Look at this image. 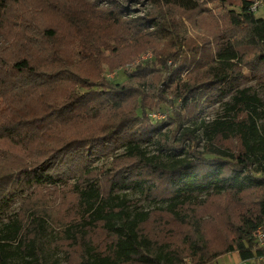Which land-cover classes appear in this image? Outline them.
Here are the masks:
<instances>
[{
  "label": "trees",
  "instance_id": "trees-1",
  "mask_svg": "<svg viewBox=\"0 0 264 264\" xmlns=\"http://www.w3.org/2000/svg\"><path fill=\"white\" fill-rule=\"evenodd\" d=\"M207 1L226 10L220 25L204 0H146V14L134 17L88 5L67 18L78 32L58 40L39 10L67 17L61 7L0 0V264H60L58 253L66 264H183L185 254L193 264H212L231 252L243 262L264 259L253 237L264 223L262 102L238 88L242 66L264 78V17L250 11L249 0L237 11L229 9L233 0ZM103 18L120 30L111 42L99 34ZM188 25L200 34H189ZM81 28L86 34H77ZM126 45L153 50L155 60L135 65L122 82L104 78L105 62L110 72L120 65L104 53ZM156 73V92L148 94ZM228 95L225 114L202 125L198 150L195 130L183 121ZM148 96L171 104L166 122L149 121ZM165 123L173 124L167 157L148 155L142 144ZM118 149L100 178L95 158ZM51 187L66 199L61 216L49 207ZM130 187L161 205L138 210L136 199L115 193ZM247 194L256 196L255 209L238 215L230 241L210 247L198 210ZM16 198L13 217L1 223ZM158 214L186 226L183 243L146 231Z\"/></svg>",
  "mask_w": 264,
  "mask_h": 264
},
{
  "label": "rangeland",
  "instance_id": "rangeland-1",
  "mask_svg": "<svg viewBox=\"0 0 264 264\" xmlns=\"http://www.w3.org/2000/svg\"><path fill=\"white\" fill-rule=\"evenodd\" d=\"M32 0H28L30 2ZM206 1V7L209 11L212 12L214 19L220 25L222 22V15L224 8L219 7V5L215 2ZM241 0H233V5L229 7V9L238 10L240 7ZM251 3L255 2V0H249ZM50 2L57 7H61L64 12L67 13L66 16L59 17V15L44 10L45 7L41 6V10H39L42 24L51 25L56 28L57 34H59L58 40L67 39L68 34H76L78 30L76 28H72L71 24L67 22L68 16H72L76 14V10L78 7H96L100 12H104L105 9L110 8L109 6H117L121 8L122 14L126 17H134V16H143L147 12V3L146 0H50ZM13 6H10L12 8ZM17 7V6H15ZM91 8V7H89ZM78 11V10H77ZM257 17H264V0L259 1L258 6L255 11H253ZM14 15V8L11 17ZM205 24H207V19L203 20ZM101 24L103 27L99 29V34H105V41L111 42V40L117 36L119 33V28L115 25H112L110 21H107L105 18L102 19ZM94 25H99L98 20H95ZM82 32L77 34H86V31L81 28ZM189 34H200L198 30H194L188 25ZM248 52H250L248 50ZM106 57V61L108 59H112L113 62L118 61L120 65L115 72H110L108 66L105 62L103 64L102 69L104 70L103 77L108 80H112L114 82H122L126 79L128 72L137 64L145 63L148 61L155 60V53L151 49H140L139 46H131L126 45L124 50L119 51V53H115L112 51H106L104 53ZM174 65V61L169 59L168 64ZM88 66H92L89 64ZM240 71L243 72L244 77L240 84L238 85L239 89L248 88L250 92L255 93L257 97L261 100L262 106L260 108L261 118L258 120L259 127L264 135V78H257L251 74V71L248 66H242ZM159 73H156L152 80H149V85L145 87V90L148 94H153L156 91V85L152 82L158 76ZM186 75L184 73L183 77ZM162 77V76H161ZM162 81V80H161ZM161 85L163 88L166 86V82L162 81ZM230 96L228 95L222 101L207 104L203 106L201 110L194 113L193 116L189 117L188 120L183 121L182 127H187L195 130V134L198 142V150L202 149V146L205 142L203 136V127L204 123L210 122L218 117H221L225 114V106L227 102L230 101ZM167 99H172V95L167 94ZM147 106H150V110H148L149 121L152 124H158L161 122H166L168 117L173 114L171 104L168 102H162L157 105L156 97L148 98L144 101ZM179 101H175L174 105H178ZM153 107V108H152ZM173 129L172 123H165L161 127V129L156 133L152 139V142H147L142 144V148L146 150L148 155H160L162 158H166L169 152V147L167 145V138L171 134ZM232 144L236 147L237 142L234 140ZM183 150H186V146ZM123 149L113 150L109 154L105 156H98L95 158L92 166L100 169V178L104 179V174L107 172V167L111 166V162L114 160L116 155L123 153ZM257 175V174H256ZM35 188V185L23 191L22 194H27ZM62 189H54L51 187L49 192H47V199L50 202L49 207L55 210V213L59 216L63 215V207L66 199L61 195ZM116 194L120 196H125L130 199H136L137 209L138 210H148L154 208L156 206L161 205L160 203H155L153 201L148 200L143 193H141L138 189L128 188V189H117L115 191ZM255 195H244L243 197H236L233 195H225L218 200H215L213 204L209 206H205L203 209H199V220L203 225V232L206 235V240L209 242L210 247L214 249L221 248L225 245L226 242L231 240L232 237V226L234 222L237 221L238 215L246 212L247 210L255 209ZM217 207L219 208V213L215 214ZM18 208V200L17 198L11 203L10 207L5 211L2 216L1 223H7L16 212ZM197 214V216H198ZM59 227L56 228V231ZM145 229L151 235L165 236L168 241L176 242L178 245L182 241L184 242V238L187 235V230L185 225H181L180 223L175 222L172 218L165 215H155L152 219L145 225ZM188 240V239H187ZM182 242V243H183ZM234 252L224 254L218 257L212 264H239V261H235L233 258ZM237 255V254H236ZM56 257L59 258L60 264H66V260L63 256L58 253L55 254ZM77 255H73L72 259L75 260ZM183 264H193V260L189 254H185L182 258ZM74 262V261H73ZM11 264H21L19 259H13ZM248 264H264V259H257L248 261Z\"/></svg>",
  "mask_w": 264,
  "mask_h": 264
},
{
  "label": "built area",
  "instance_id": "built-area-1",
  "mask_svg": "<svg viewBox=\"0 0 264 264\" xmlns=\"http://www.w3.org/2000/svg\"><path fill=\"white\" fill-rule=\"evenodd\" d=\"M259 1L261 0H255V2L251 4L250 11L253 12L256 10ZM253 237L257 246L264 248V223L254 231ZM242 264H246V262H243Z\"/></svg>",
  "mask_w": 264,
  "mask_h": 264
},
{
  "label": "crops",
  "instance_id": "crops-1",
  "mask_svg": "<svg viewBox=\"0 0 264 264\" xmlns=\"http://www.w3.org/2000/svg\"><path fill=\"white\" fill-rule=\"evenodd\" d=\"M233 258H234L235 261H237V262L239 261V264H242V263H243V261H241V260L239 259L238 255L233 254ZM246 264H248V262H246Z\"/></svg>",
  "mask_w": 264,
  "mask_h": 264
}]
</instances>
